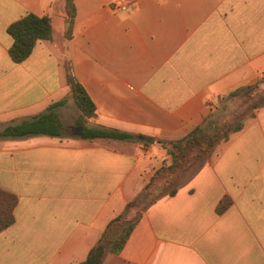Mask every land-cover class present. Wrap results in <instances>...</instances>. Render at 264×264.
<instances>
[{
    "label": "crops",
    "instance_id": "crops-1",
    "mask_svg": "<svg viewBox=\"0 0 264 264\" xmlns=\"http://www.w3.org/2000/svg\"><path fill=\"white\" fill-rule=\"evenodd\" d=\"M74 3L67 40L65 0H0V133L67 95L65 61L96 106L89 127L155 141L184 138L220 98L264 79V0ZM29 13L51 18L53 40L15 63L7 30ZM72 105L56 109L60 137H0V190L17 198L0 264L83 262L162 166L152 144L74 136ZM102 264H264V108L150 205Z\"/></svg>",
    "mask_w": 264,
    "mask_h": 264
},
{
    "label": "trees",
    "instance_id": "trees-1",
    "mask_svg": "<svg viewBox=\"0 0 264 264\" xmlns=\"http://www.w3.org/2000/svg\"><path fill=\"white\" fill-rule=\"evenodd\" d=\"M65 5L66 30L64 37L70 40L76 17V6L74 0H65ZM7 32L13 39L9 55L15 63L24 62L38 42L53 40L51 18L32 13L11 24ZM64 69L69 87L67 95L62 100L50 105L44 113L20 124L7 126L0 133V137L24 138L39 135L60 137L63 124L56 109L72 101L78 111L76 124L85 127L83 139L103 138L145 143L128 132L89 127L88 120L95 115L96 106L77 79L71 62L65 61ZM263 82L264 79L251 86L239 87L228 96L220 98V104L236 98L242 100L240 108L231 114V118L210 126L212 117L209 116L182 139L176 141L156 140V143L165 149L167 154L162 166L154 172L142 192L126 205L125 211L109 222L97 244L89 251L87 258L78 264H102L108 254H119L143 212L161 197L173 196L177 192L178 185L173 186L180 181L182 176L200 168L212 156L220 143L228 141L232 134L243 129L247 117H254L256 112L264 108V90L260 89ZM244 108H247V111ZM16 205L17 198L15 196L0 190V232L14 223ZM229 205L230 200L223 199L217 207V213H223ZM131 211H136L133 218L129 217Z\"/></svg>",
    "mask_w": 264,
    "mask_h": 264
},
{
    "label": "rangeland",
    "instance_id": "rangeland-1",
    "mask_svg": "<svg viewBox=\"0 0 264 264\" xmlns=\"http://www.w3.org/2000/svg\"><path fill=\"white\" fill-rule=\"evenodd\" d=\"M260 89L264 90V87L260 86ZM70 104H73V109L77 112V115H78V111H77V108L75 107L74 103L72 101L69 102ZM68 103V104H69ZM241 103H242V100L239 99V98H236V99H231V100H228V101H225L223 104H220L219 105V110L217 109V112L215 113V116H213L211 118V122H210V126H214L216 125L217 123H221L223 122L224 120L226 119H229L231 118V114L238 108H240L241 106ZM67 105V104H66ZM246 111H247V108H244ZM250 109V108H249ZM249 112V111H248ZM146 147H150V145H154L155 148L157 149L158 151V155H155L153 154L152 155V158L158 156L160 158V160H163L165 158H167V154H166V150L165 149H162L160 147L159 144L156 143V141L154 143H148V142H145L143 143ZM191 173V172H190ZM190 173L187 174V175H184L180 178V181L174 185L173 187L179 185L180 183H183L189 176H190ZM157 192V191H156ZM136 214V211H131L129 213V217L133 218V216Z\"/></svg>",
    "mask_w": 264,
    "mask_h": 264
},
{
    "label": "water",
    "instance_id": "water-1",
    "mask_svg": "<svg viewBox=\"0 0 264 264\" xmlns=\"http://www.w3.org/2000/svg\"><path fill=\"white\" fill-rule=\"evenodd\" d=\"M84 134V127L83 126H78L75 128V133H74V136H83ZM138 139L141 140V141H145V142H148V143H154L155 140L153 138H150V137H145V136H138Z\"/></svg>",
    "mask_w": 264,
    "mask_h": 264
},
{
    "label": "built area",
    "instance_id": "built-area-1",
    "mask_svg": "<svg viewBox=\"0 0 264 264\" xmlns=\"http://www.w3.org/2000/svg\"><path fill=\"white\" fill-rule=\"evenodd\" d=\"M114 9H115V10H127V9H128V6L125 5V4H122V5H115V6H114Z\"/></svg>",
    "mask_w": 264,
    "mask_h": 264
}]
</instances>
